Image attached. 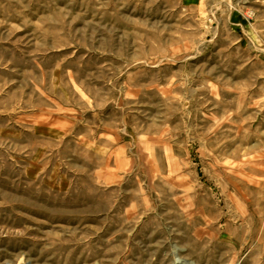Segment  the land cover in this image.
I'll return each instance as SVG.
<instances>
[{
    "label": "rangeland",
    "instance_id": "374dc122",
    "mask_svg": "<svg viewBox=\"0 0 264 264\" xmlns=\"http://www.w3.org/2000/svg\"><path fill=\"white\" fill-rule=\"evenodd\" d=\"M264 264V0H0V264Z\"/></svg>",
    "mask_w": 264,
    "mask_h": 264
},
{
    "label": "bare ground",
    "instance_id": "6f19581e",
    "mask_svg": "<svg viewBox=\"0 0 264 264\" xmlns=\"http://www.w3.org/2000/svg\"><path fill=\"white\" fill-rule=\"evenodd\" d=\"M8 264V263H7ZM17 264H28V263H24L23 259H20ZM178 264H186L184 261H180Z\"/></svg>",
    "mask_w": 264,
    "mask_h": 264
}]
</instances>
